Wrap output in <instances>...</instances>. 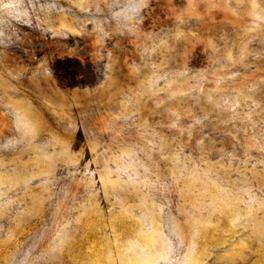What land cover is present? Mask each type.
<instances>
[{"label":"rangeland","instance_id":"rangeland-1","mask_svg":"<svg viewBox=\"0 0 264 264\" xmlns=\"http://www.w3.org/2000/svg\"><path fill=\"white\" fill-rule=\"evenodd\" d=\"M0 264H264V0H0Z\"/></svg>","mask_w":264,"mask_h":264}]
</instances>
